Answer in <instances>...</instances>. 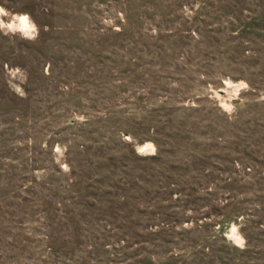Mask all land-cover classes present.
Here are the masks:
<instances>
[{
  "label": "rangeland",
  "instance_id": "1",
  "mask_svg": "<svg viewBox=\"0 0 264 264\" xmlns=\"http://www.w3.org/2000/svg\"><path fill=\"white\" fill-rule=\"evenodd\" d=\"M0 8V264H264V0Z\"/></svg>",
  "mask_w": 264,
  "mask_h": 264
},
{
  "label": "bare ground",
  "instance_id": "2",
  "mask_svg": "<svg viewBox=\"0 0 264 264\" xmlns=\"http://www.w3.org/2000/svg\"><path fill=\"white\" fill-rule=\"evenodd\" d=\"M31 24H30L29 19H28L27 16L22 17V19H21V26H22L23 31L24 30L27 31L28 29L30 30L31 28H33V27H31ZM144 149H146V148H144Z\"/></svg>",
  "mask_w": 264,
  "mask_h": 264
},
{
  "label": "clouds",
  "instance_id": "3",
  "mask_svg": "<svg viewBox=\"0 0 264 264\" xmlns=\"http://www.w3.org/2000/svg\"><path fill=\"white\" fill-rule=\"evenodd\" d=\"M0 11H3V9L0 8ZM9 27H11V25H9ZM240 246L243 247V243L242 242H240Z\"/></svg>",
  "mask_w": 264,
  "mask_h": 264
}]
</instances>
